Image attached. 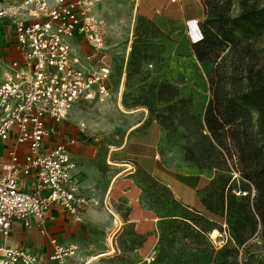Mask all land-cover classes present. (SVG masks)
Instances as JSON below:
<instances>
[{
	"label": "rangeland",
	"instance_id": "rangeland-1",
	"mask_svg": "<svg viewBox=\"0 0 264 264\" xmlns=\"http://www.w3.org/2000/svg\"><path fill=\"white\" fill-rule=\"evenodd\" d=\"M200 1L203 4V0L189 1L188 10L200 14ZM252 6L264 7V0H232L231 14L237 15ZM100 11L105 19L103 32L113 65L112 93L103 103H80L68 120L69 126L79 129L75 136L82 133L88 137L82 136L84 139L102 143V151L108 152L111 146L121 143L128 127L138 120L131 112L139 110L147 114V120L133 135L143 133L156 121L163 135L160 157L167 168L201 172L205 180L215 177L219 170L212 164L217 148L205 129L203 118L210 96L209 72L213 67H205L193 53L194 42L186 21L176 22L172 31L160 32L157 23L145 14L142 0H102ZM141 19L152 20L154 26L136 36L137 26L140 31L146 26L141 24ZM11 35L8 23L0 22L2 47ZM145 44L149 46V57L132 58L133 46L141 49ZM159 44L165 46L164 51ZM254 46L259 51V64H264V34ZM81 122L86 124L85 130L81 129ZM100 155L105 158L104 169L115 171L114 165L106 162L105 153ZM114 158L112 154L109 161L113 162ZM216 162L221 163L222 159ZM227 163L231 166L234 161L228 159ZM231 170L233 178L237 179L238 171ZM107 177L104 178L105 187L110 180ZM140 177L147 187L145 196L155 205L157 214L171 217L188 212L201 217L175 201L159 183L143 173ZM247 191L237 192L239 197L246 195L251 213V220L241 230L244 238L241 245L231 238L226 218L217 221V228L203 233H196L197 229L191 224L194 230H185L182 219L166 218L158 223V231L148 237L141 235L127 222V200L119 198L117 188L107 198L101 191L97 203L90 200L82 221L68 217L60 208L55 213L56 223L51 227L64 245L78 246L76 254L66 261L71 259L69 264H264V192L253 188ZM95 193L88 192L98 197ZM197 209L205 213L200 203ZM200 221L203 224V218ZM40 237L45 238L36 229L31 241L22 240L20 244L25 242L28 247L38 249Z\"/></svg>",
	"mask_w": 264,
	"mask_h": 264
},
{
	"label": "built area",
	"instance_id": "built-area-1",
	"mask_svg": "<svg viewBox=\"0 0 264 264\" xmlns=\"http://www.w3.org/2000/svg\"><path fill=\"white\" fill-rule=\"evenodd\" d=\"M100 2L0 0V22L8 23V43L17 52L6 59L8 51L0 43V146L6 156L0 162V238L10 234L15 222L37 223L46 233L54 206L80 221L88 204L72 173L76 139L50 138L81 102L103 103L111 96L110 53L103 21L95 14ZM186 26L189 35L193 28L201 32L198 19L187 20ZM80 42L89 52L78 51ZM80 127L87 126L81 122ZM126 162L137 166L135 159ZM51 244L54 264H66L78 250L56 237ZM39 263L31 249L0 241V264Z\"/></svg>",
	"mask_w": 264,
	"mask_h": 264
},
{
	"label": "trees",
	"instance_id": "trees-1",
	"mask_svg": "<svg viewBox=\"0 0 264 264\" xmlns=\"http://www.w3.org/2000/svg\"><path fill=\"white\" fill-rule=\"evenodd\" d=\"M231 6L232 0H203L204 18L199 21L202 38L192 43L198 61L205 67H213L203 118L217 148L215 159L222 162L214 160L212 166L219 172L197 191L205 213L196 207H185L201 217L186 212L168 218L182 219L185 230L192 232L194 226L196 233L215 229L217 221L226 218L231 238L241 245L244 242L241 230L251 220V213L246 195L239 197L237 192L250 188L264 192V64H259V51L254 46L264 34V7L252 6L232 15ZM143 23L146 26L143 31L137 26L136 36L154 26L150 19H141ZM160 47L165 50L164 45ZM148 48L146 44L141 49L134 45L132 58H148ZM228 159L234 164L230 166ZM232 168L238 171L237 179L230 172ZM162 188L169 191L166 186Z\"/></svg>",
	"mask_w": 264,
	"mask_h": 264
},
{
	"label": "crops",
	"instance_id": "crops-1",
	"mask_svg": "<svg viewBox=\"0 0 264 264\" xmlns=\"http://www.w3.org/2000/svg\"><path fill=\"white\" fill-rule=\"evenodd\" d=\"M189 1L191 0H180L179 3H171L170 0H142V6L145 9V14L157 23L161 31L169 32L172 31L173 25L178 21L185 22L190 19L200 20L203 18L204 7L202 2L200 1L202 12L200 14H193L188 10ZM101 2L96 6L95 14L97 18L103 21V28H105V19L100 11ZM175 5H178V7H175ZM83 43L84 42L78 43V51L82 54H86V52L89 51L87 50V45L85 47L82 46ZM3 48L5 51H8L4 54L6 59L17 56V52L11 49L8 42L6 45L5 43L3 44ZM131 116L133 118L138 117V120L128 127L126 136L121 143L111 146L112 148L108 152L102 151V143L88 141L84 139L88 137L82 135V133H78L77 135L79 136L76 138L77 135L75 136V133L79 129H76V127L72 125L69 126L68 120L70 118L63 121L56 128L57 131L50 139L51 142L71 138L76 139V143L71 147L72 159L75 163V168L72 173L78 181L81 193L88 200V204L82 211L80 221L83 220L90 200L97 203L101 191L104 192V197L107 198L112 191L117 188L119 198L124 197L127 200L129 207V213L126 217L127 222L133 224L135 230H137L139 234L148 237L152 232L158 231V223L168 217L157 214L156 211H154L155 205L151 204V200H148L145 196V193L147 194V187L143 185L144 183L141 180L140 175L142 172L153 177L160 185L166 186L173 195V198L188 209L193 207L197 208L199 205L197 191L199 188L206 186L210 179L205 180L204 174L201 172L187 173L167 168L160 157L163 135L159 124L154 121L143 133L134 136L133 134L137 133V130L146 122L147 114L139 110H134L131 112ZM103 153H105L107 157L106 162H110L111 165H114L113 168L115 171L104 169L105 158H102L100 155ZM112 154L115 155L113 162L109 161ZM131 159L137 161V166L133 167V165L126 162ZM5 160L4 148L0 146V162ZM119 166L127 167L121 169ZM108 173H110V176H108ZM107 176L110 180L105 187L104 178ZM89 191L98 193H95L98 197L88 194ZM60 208L59 206H54L49 212L46 233H42L37 223H33L30 227H26L19 222H15L10 234L7 237H1L0 241L7 246H24L31 249L40 257L39 264H54L49 259L52 253L51 237H56L59 242L61 241L57 237V233L52 230L53 228L51 226L56 223L57 218L55 213H57ZM65 213L68 217H72L68 212L65 211ZM34 229H37L38 232L45 237L37 239L39 248L37 249L35 246L28 247L25 242L20 244L22 240L31 241V235H33ZM69 261H71V259ZM69 261L66 262V264H69Z\"/></svg>",
	"mask_w": 264,
	"mask_h": 264
},
{
	"label": "bare ground",
	"instance_id": "bare-ground-1",
	"mask_svg": "<svg viewBox=\"0 0 264 264\" xmlns=\"http://www.w3.org/2000/svg\"><path fill=\"white\" fill-rule=\"evenodd\" d=\"M191 35L193 36L194 39H199V38L202 37L201 32H199L197 29H194V28H193V30L191 32Z\"/></svg>",
	"mask_w": 264,
	"mask_h": 264
},
{
	"label": "water",
	"instance_id": "water-1",
	"mask_svg": "<svg viewBox=\"0 0 264 264\" xmlns=\"http://www.w3.org/2000/svg\"><path fill=\"white\" fill-rule=\"evenodd\" d=\"M193 42H196V41H193Z\"/></svg>",
	"mask_w": 264,
	"mask_h": 264
}]
</instances>
